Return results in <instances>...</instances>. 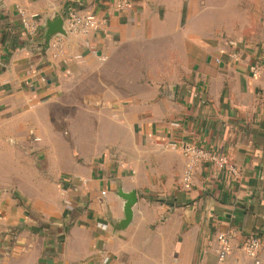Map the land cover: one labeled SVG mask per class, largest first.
Instances as JSON below:
<instances>
[{
	"label": "crops",
	"instance_id": "0c3cea01",
	"mask_svg": "<svg viewBox=\"0 0 264 264\" xmlns=\"http://www.w3.org/2000/svg\"><path fill=\"white\" fill-rule=\"evenodd\" d=\"M130 1L119 9L117 0H0V140L31 126L41 133L49 115L21 109L91 63L125 61L141 73L103 115H88L92 132L76 130V141L84 135L88 144L74 158L39 147L48 177L0 144V171L18 178L0 174V183L17 184L12 192L0 184V264H253L242 248L252 234L264 264V0ZM70 6L95 14L101 29L68 33L58 57L52 46L42 56L17 8L39 16L44 36L54 15L66 25ZM185 143L228 155L241 176L201 162L185 183ZM64 168L74 185L67 207ZM121 187L138 202L131 224L114 232L111 222L124 217ZM221 232L231 235L224 263Z\"/></svg>",
	"mask_w": 264,
	"mask_h": 264
},
{
	"label": "rangeland",
	"instance_id": "374dc122",
	"mask_svg": "<svg viewBox=\"0 0 264 264\" xmlns=\"http://www.w3.org/2000/svg\"><path fill=\"white\" fill-rule=\"evenodd\" d=\"M245 42L248 41H238L237 43ZM227 43L231 45V42L227 41ZM132 67H134L133 63L128 64L125 61H122L120 64L116 62L114 65L105 67L101 61L91 63L87 70L70 77L71 79H68L65 86L60 88L58 92L41 99L40 102L32 103L29 106L30 108L25 107L21 109L22 115H49V119L46 121L47 127H41V133L38 131L36 133L34 130L37 136L34 133L31 134L30 130L33 129L31 126L19 138L15 136L18 139L12 137L16 140H0V144L9 145V148L14 150L17 160L21 164H24L26 168L27 166L33 167L29 170L30 172L34 169H38L40 172L44 170L41 166V157L38 156L40 152L37 151L41 148V145L48 147L47 154L51 150H57L59 153L66 151L74 158L72 154L78 150V146L85 149L88 144L85 141L86 137L84 135L78 136L83 139L82 141H80L81 139L78 142L76 141L77 137L74 134L76 130L78 129V132H86V130L87 132H92L95 129L93 119L86 120L88 115H103V113L111 108V100H116L118 93L129 94L133 91L134 78L135 76H140L141 73L128 71ZM2 128L4 130L5 126L3 125ZM90 136L92 137V135ZM36 138H40V140L42 138V141H39V139L35 140ZM110 151L114 152L111 149ZM66 164L69 165L68 157ZM44 171L41 173L43 176H45V173L48 177L49 175ZM68 171L69 169L64 168L59 174L61 188L64 193H68L63 194L62 202L65 207H67L66 205H74V198L70 194V191L74 190V185L72 176L69 175ZM0 174L3 175L4 181L7 179L5 176H12L10 180L18 179L15 176L16 174H9L7 167H4L0 171ZM8 183L0 184L1 187H8L11 192L14 191L17 184L14 187ZM67 223L68 221L63 222L61 226L47 222L44 224L55 225L56 228L61 227L64 230L67 227Z\"/></svg>",
	"mask_w": 264,
	"mask_h": 264
},
{
	"label": "built area",
	"instance_id": "2783aa9c",
	"mask_svg": "<svg viewBox=\"0 0 264 264\" xmlns=\"http://www.w3.org/2000/svg\"><path fill=\"white\" fill-rule=\"evenodd\" d=\"M130 0H117V7L119 9L127 8L131 4ZM18 13L21 18L23 28L26 33L31 37V41L42 40L43 31H41V23L39 16L36 14H30L23 8H17ZM101 22L93 13L83 14L73 6L67 9V19H66V29L69 33L77 35H88L91 32L101 29ZM65 38L64 36H57L51 41V46L56 48L58 52L54 53L55 57H58L60 53L63 52L65 48ZM258 71H255V75ZM46 81V78H42ZM174 126H179L178 122H173ZM36 138L35 140H37ZM184 155L189 159V164L183 173V181L185 183H190L193 180L195 169L197 165L201 162H207L214 165L217 169L221 171H227L230 176L234 179H238L241 176V171L239 167L229 158L226 154L218 153L215 150L208 149L201 145H196L193 143H185L182 146ZM69 181V180H68ZM103 191L102 194H105ZM106 228V225H103ZM231 235L226 232H221L218 234V240L220 242V249L218 253L219 263H224L231 252ZM262 247L261 238L256 235H250L243 243V250L249 257L254 259L253 264H262L259 258V252ZM109 260L108 257L104 259L105 262Z\"/></svg>",
	"mask_w": 264,
	"mask_h": 264
},
{
	"label": "water",
	"instance_id": "95a60500",
	"mask_svg": "<svg viewBox=\"0 0 264 264\" xmlns=\"http://www.w3.org/2000/svg\"><path fill=\"white\" fill-rule=\"evenodd\" d=\"M65 21L59 14L47 19L43 39L37 42L34 47L39 50L42 56H46L47 50L51 46V41L57 36H68ZM117 194L124 200V217L118 221H112L111 226L114 232L126 229L134 218V209L138 202V194L135 190L127 191L122 187L117 190Z\"/></svg>",
	"mask_w": 264,
	"mask_h": 264
}]
</instances>
